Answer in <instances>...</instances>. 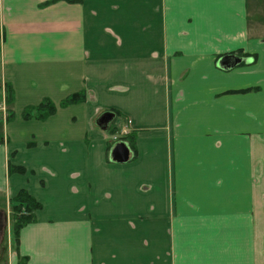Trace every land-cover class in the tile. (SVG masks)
<instances>
[{
    "label": "crops",
    "instance_id": "obj_1",
    "mask_svg": "<svg viewBox=\"0 0 264 264\" xmlns=\"http://www.w3.org/2000/svg\"><path fill=\"white\" fill-rule=\"evenodd\" d=\"M5 84L0 199L42 205L7 264H264V0H0Z\"/></svg>",
    "mask_w": 264,
    "mask_h": 264
},
{
    "label": "trees",
    "instance_id": "obj_2",
    "mask_svg": "<svg viewBox=\"0 0 264 264\" xmlns=\"http://www.w3.org/2000/svg\"><path fill=\"white\" fill-rule=\"evenodd\" d=\"M5 92V103L9 105L13 100V90L10 85H3ZM86 101V94L84 92L73 94L65 98L60 104L59 108H64L70 105L84 103ZM57 107L49 100H43L37 107L26 109L22 118L24 120H45L49 116L56 113ZM13 118V114H9L7 120ZM21 171L19 168L8 166V172ZM9 219L11 221V228L13 233V241L16 244L20 230L29 223L35 221V214L42 209V205L32 197L27 191L20 190L12 199L8 200ZM0 206L5 210V202L0 199ZM5 212V211H4ZM17 264H26V258H19Z\"/></svg>",
    "mask_w": 264,
    "mask_h": 264
},
{
    "label": "flooded vegetation",
    "instance_id": "obj_3",
    "mask_svg": "<svg viewBox=\"0 0 264 264\" xmlns=\"http://www.w3.org/2000/svg\"><path fill=\"white\" fill-rule=\"evenodd\" d=\"M226 56H236L240 60L239 65H241V64H249L250 63V60H245L244 58H240V56H238L237 53L226 54V55L222 56L219 59V61L222 58L226 57ZM218 68H219V66H218ZM219 69H221V68H219ZM106 113H111L112 114V118H111L110 122H108L107 124L101 125V126H99L98 123H96V124L99 127L105 128L107 130L109 136H110V157H111V150L116 144L124 145L126 147V149L128 150V154H129V157H130L131 149L133 148V144H134V139L132 137V134L130 133V131L128 132L127 130L122 129L123 127L120 130H118L119 128L118 129H116V128L113 129L112 125H114L116 119L119 118V116L116 113L114 114L113 112H106ZM103 114H105V113H103ZM97 122H98V120H97ZM127 124H130V121H128ZM128 160H129V158H128ZM113 162H115V161H113ZM4 211L5 210L3 208H1V206H0V231L3 230V227L5 225L6 214H5Z\"/></svg>",
    "mask_w": 264,
    "mask_h": 264
},
{
    "label": "water",
    "instance_id": "obj_4",
    "mask_svg": "<svg viewBox=\"0 0 264 264\" xmlns=\"http://www.w3.org/2000/svg\"><path fill=\"white\" fill-rule=\"evenodd\" d=\"M239 63L240 60L236 56H226L218 62V66L222 70L229 71L238 66ZM111 118V113H105L100 116L97 123L99 126L107 124L108 122H110ZM111 158L112 161H115L117 163H125L129 158L128 150L124 145L116 144L111 150Z\"/></svg>",
    "mask_w": 264,
    "mask_h": 264
},
{
    "label": "rangeland",
    "instance_id": "obj_5",
    "mask_svg": "<svg viewBox=\"0 0 264 264\" xmlns=\"http://www.w3.org/2000/svg\"><path fill=\"white\" fill-rule=\"evenodd\" d=\"M120 123V120H119ZM0 131L1 134L4 135V129H3V124H0ZM6 134V132H5ZM9 210V207L7 208ZM11 215V214H10ZM8 214V216L10 217ZM6 215V220H5V225L3 227V230L0 231V264H7V257L9 254V251L12 249V244H15L13 241V233H12V228H11V221L7 219ZM14 246V245H13Z\"/></svg>",
    "mask_w": 264,
    "mask_h": 264
},
{
    "label": "built area",
    "instance_id": "obj_6",
    "mask_svg": "<svg viewBox=\"0 0 264 264\" xmlns=\"http://www.w3.org/2000/svg\"><path fill=\"white\" fill-rule=\"evenodd\" d=\"M0 113H1V119L5 120L6 118V111L5 108L0 106Z\"/></svg>",
    "mask_w": 264,
    "mask_h": 264
}]
</instances>
